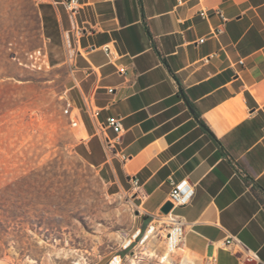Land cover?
<instances>
[{
    "label": "crops",
    "instance_id": "crops-1",
    "mask_svg": "<svg viewBox=\"0 0 264 264\" xmlns=\"http://www.w3.org/2000/svg\"><path fill=\"white\" fill-rule=\"evenodd\" d=\"M38 7L53 63L68 65L78 152L112 185L138 180L135 200L151 228L170 217L161 207L174 184L194 186L173 210L190 264H244L243 254L264 264V0ZM108 117L123 124L114 150L99 131Z\"/></svg>",
    "mask_w": 264,
    "mask_h": 264
},
{
    "label": "rangeland",
    "instance_id": "rangeland-1",
    "mask_svg": "<svg viewBox=\"0 0 264 264\" xmlns=\"http://www.w3.org/2000/svg\"><path fill=\"white\" fill-rule=\"evenodd\" d=\"M54 56L38 0H0V264H169V222L154 220L146 240L153 220L140 216L133 184H110L78 152L64 113L68 65Z\"/></svg>",
    "mask_w": 264,
    "mask_h": 264
},
{
    "label": "built area",
    "instance_id": "built-area-1",
    "mask_svg": "<svg viewBox=\"0 0 264 264\" xmlns=\"http://www.w3.org/2000/svg\"><path fill=\"white\" fill-rule=\"evenodd\" d=\"M76 3H78V0H66V5L68 8H73L72 6ZM204 40L205 38H201L200 41L203 42ZM105 49L108 51L109 54L111 53V50L109 47H105ZM112 90L113 88L109 89V91H112ZM86 106H87V109L90 110L92 114L96 113V110L93 108V105L90 99L86 100ZM71 108H72L71 102L66 100L64 113L67 116L71 114ZM71 124L77 125V121L71 118ZM107 129H113L118 135L111 138L110 136L106 134ZM122 129H123V124H122L121 118H118V117H108L106 121L101 122L99 124V131L103 135L104 142L109 149L111 150L115 149V144L117 143V140L119 138V133L122 131ZM124 158H126V156H124ZM132 184L134 188H137L139 186L138 180L135 178H133ZM194 191H195L194 186H191L186 182L184 183L182 182V183L174 184L171 190V193L169 195L168 201L172 202L173 208L170 211V213H168L170 216V222L168 226H171L172 227L171 229H175L176 223L178 224V232H179L178 233V239H179L178 243L179 244L180 242L183 241V238H184V224L177 215L173 214V210L177 206L188 204L194 196ZM171 229H166L167 236L169 237H172V233L170 232ZM233 241H237L236 238L228 239L227 243L230 244Z\"/></svg>",
    "mask_w": 264,
    "mask_h": 264
},
{
    "label": "bare ground",
    "instance_id": "bare-ground-1",
    "mask_svg": "<svg viewBox=\"0 0 264 264\" xmlns=\"http://www.w3.org/2000/svg\"><path fill=\"white\" fill-rule=\"evenodd\" d=\"M164 222H167V223L170 222V217L168 219H166ZM152 230H155V228L152 227L151 230L147 232L146 240H148L149 237L154 233V231H152ZM170 232L172 233V237L167 236L168 245H167L166 251L163 253V255L160 256L161 262H165V261L170 260V256H171L172 252H178L179 249L185 251L184 248H182V246H180V244L178 243V241H179L178 233L179 232H178V224L177 223H176V228L171 229ZM127 242H128V240H126L125 243H127ZM149 255L155 256V255H157V253L152 251V252H149ZM184 260L185 261L182 264H190V262H192V259L189 257L188 254L185 255ZM170 261H169V263H170ZM120 262H121V260H119V262L116 264H119ZM130 264H137L136 259H133V261Z\"/></svg>",
    "mask_w": 264,
    "mask_h": 264
},
{
    "label": "water",
    "instance_id": "water-1",
    "mask_svg": "<svg viewBox=\"0 0 264 264\" xmlns=\"http://www.w3.org/2000/svg\"><path fill=\"white\" fill-rule=\"evenodd\" d=\"M173 208V204L170 201H167L162 207H161V212L164 214L170 213V211Z\"/></svg>",
    "mask_w": 264,
    "mask_h": 264
},
{
    "label": "trees",
    "instance_id": "trees-1",
    "mask_svg": "<svg viewBox=\"0 0 264 264\" xmlns=\"http://www.w3.org/2000/svg\"><path fill=\"white\" fill-rule=\"evenodd\" d=\"M147 219H149V217Z\"/></svg>",
    "mask_w": 264,
    "mask_h": 264
}]
</instances>
